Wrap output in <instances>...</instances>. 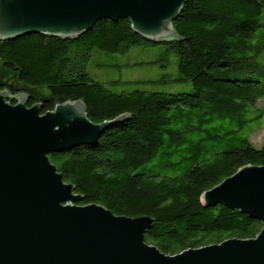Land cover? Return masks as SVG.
Wrapping results in <instances>:
<instances>
[{
	"label": "trees",
	"instance_id": "trees-1",
	"mask_svg": "<svg viewBox=\"0 0 264 264\" xmlns=\"http://www.w3.org/2000/svg\"><path fill=\"white\" fill-rule=\"evenodd\" d=\"M172 27L176 38L158 42L134 34L127 19L101 20L74 39L0 41V91L11 94L12 104L25 95L27 106L40 104L44 114L81 101L92 123L109 122L96 144L48 156L81 197L77 205L150 217L144 240L166 255L261 230L258 220L205 206L201 196L242 167L264 166V142L252 139L264 129V0H188ZM134 49L161 57L96 67L165 68L173 56L178 73L170 82L188 84L190 92H152L143 89L153 86L148 81L103 85L90 76L94 55Z\"/></svg>",
	"mask_w": 264,
	"mask_h": 264
},
{
	"label": "water",
	"instance_id": "water-1",
	"mask_svg": "<svg viewBox=\"0 0 264 264\" xmlns=\"http://www.w3.org/2000/svg\"><path fill=\"white\" fill-rule=\"evenodd\" d=\"M188 0H0V41L25 35L74 39L101 20L127 19L148 41L176 38L172 24ZM0 91V264H264V166H245L205 191V206L223 205L258 220L250 239L166 255L145 242L150 217L112 214L81 197L50 154L94 145L109 122L92 123L81 101L44 114L28 98Z\"/></svg>",
	"mask_w": 264,
	"mask_h": 264
},
{
	"label": "rangeland",
	"instance_id": "rangeland-1",
	"mask_svg": "<svg viewBox=\"0 0 264 264\" xmlns=\"http://www.w3.org/2000/svg\"><path fill=\"white\" fill-rule=\"evenodd\" d=\"M101 57V58H100ZM161 57L157 54V51H139L131 50L128 54L124 56H106L101 55L95 58L92 57L89 65L88 72L90 76L97 82L107 85L114 81L122 82H140L148 81L153 84L152 87H146L143 89L150 90L152 92L166 93V94H182L190 92V87L188 84L179 82H170L177 77L176 69V59L173 56H168L167 67H162L164 63L159 62V65L144 64L131 68H119V69H108V68H98L96 65L99 62H109L112 61L119 66L131 65L136 63H146L154 60H158ZM100 58V59H98ZM112 59V60H111ZM165 80V81H164ZM129 90V89H126ZM121 90L118 89L117 92ZM253 142L258 146L264 142V129L256 132L253 136Z\"/></svg>",
	"mask_w": 264,
	"mask_h": 264
},
{
	"label": "bare ground",
	"instance_id": "bare-ground-1",
	"mask_svg": "<svg viewBox=\"0 0 264 264\" xmlns=\"http://www.w3.org/2000/svg\"><path fill=\"white\" fill-rule=\"evenodd\" d=\"M96 144V143H95Z\"/></svg>",
	"mask_w": 264,
	"mask_h": 264
}]
</instances>
